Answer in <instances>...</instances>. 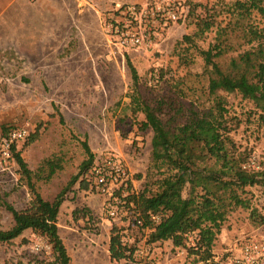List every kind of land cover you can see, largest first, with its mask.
I'll return each mask as SVG.
<instances>
[{"label": "rangeland", "instance_id": "1", "mask_svg": "<svg viewBox=\"0 0 264 264\" xmlns=\"http://www.w3.org/2000/svg\"><path fill=\"white\" fill-rule=\"evenodd\" d=\"M233 1L181 0L180 10H186V17L171 22L167 21L168 4L161 0H0L1 16L11 20L12 33L4 28L5 34H11V45L18 51L17 66L3 69L9 74L0 81V136L2 126L30 128L31 136L17 148L45 199L53 200L79 172L88 158L85 141L95 158L108 153L120 156L129 172L124 186L132 191L144 189L153 131L141 130L138 122L144 115L136 116L131 110L133 79L128 58L138 70L144 95L162 94L167 88L164 81L173 79L196 86L195 93L207 100L200 50L208 48L215 33L202 31L197 23L200 17L218 13L216 24L224 26L227 4ZM253 16L260 21L258 14ZM131 33H138L142 43L132 45ZM125 37L128 45L122 44ZM220 94L233 116V138L262 162L264 123L253 103L236 91ZM52 164L51 178L35 175H47ZM139 174L143 177L138 178ZM117 192L110 198L80 179L67 190L58 226L71 264H90V257L96 260L93 264H128L109 260L106 250L112 226L127 227L130 220ZM245 196L264 213L260 186L247 187ZM30 199L19 165L14 159L1 160L0 228L13 223L4 202L20 210ZM253 228L249 209H233L214 251L222 252L229 238ZM222 229L225 238L219 237ZM124 234L125 240H138L135 264H199L195 254L180 255L168 246L148 244L146 235L134 229L126 228ZM28 263L58 264L45 237L27 229L9 242H0V264Z\"/></svg>", "mask_w": 264, "mask_h": 264}, {"label": "trees", "instance_id": "2", "mask_svg": "<svg viewBox=\"0 0 264 264\" xmlns=\"http://www.w3.org/2000/svg\"><path fill=\"white\" fill-rule=\"evenodd\" d=\"M226 8L229 15L224 26L216 24L218 13L200 17L197 23L202 31L215 33L208 48L200 50L207 100L195 93L196 86L173 79L164 81L167 88L162 94L144 95L138 70L128 58L133 79L131 110L136 116L144 115L138 122L141 130L152 129V152L144 189L132 191L123 185L116 194L130 220L127 227L114 224L111 228L109 251L114 261L136 262L138 240H125L126 228L146 235L148 244L171 240L175 247H185L188 253L198 256V261H206L212 257L217 236L233 209H249L254 226L264 224V214L245 196L249 186H260L264 191V160L259 170L243 167L251 153L233 138V116L220 94L240 93L253 103L264 123V0H235ZM255 13L260 21L253 16ZM12 128L2 126L0 140ZM84 146L88 158L53 200L41 195L33 182L34 172L18 145L13 146V159L26 177L31 199L20 210L4 202L13 223L7 229L0 228V242H9L32 229L52 245L58 264H71L59 233L58 216L73 184L80 179L90 186L84 174L94 164L95 155L87 141ZM52 166L47 175H35L51 178L55 172ZM93 189L97 190L95 186ZM155 215L160 216L158 222Z\"/></svg>", "mask_w": 264, "mask_h": 264}, {"label": "built area", "instance_id": "3", "mask_svg": "<svg viewBox=\"0 0 264 264\" xmlns=\"http://www.w3.org/2000/svg\"><path fill=\"white\" fill-rule=\"evenodd\" d=\"M167 2V21L177 22L186 17V10L180 6L181 0H161ZM124 34V32L122 31ZM128 34V32H127ZM130 42L137 46L142 43V37L138 33H131ZM128 38L122 40L123 45H128ZM31 134L28 126H17L10 129L0 140V164L1 160L7 162L13 159V146L27 139ZM248 170H259L261 162L256 154L249 157L244 164ZM90 182V188L97 189V192L110 198L118 191L129 178V172L123 164L120 156L115 153H108L104 157L95 158L92 167L84 174ZM115 210L110 213L115 215ZM264 214V213H263ZM154 220H160L159 215L153 216ZM140 222V221H139ZM143 253V251H139ZM187 248L179 247V254H185ZM199 264H264V224L254 226L251 231H242L234 236L227 243V246L220 253L213 250V255L206 261H199Z\"/></svg>", "mask_w": 264, "mask_h": 264}, {"label": "crops", "instance_id": "4", "mask_svg": "<svg viewBox=\"0 0 264 264\" xmlns=\"http://www.w3.org/2000/svg\"><path fill=\"white\" fill-rule=\"evenodd\" d=\"M14 1L15 0H6V2H9V3L14 2ZM15 7L16 6H11L10 9H13ZM10 22H11V20H7L6 18H3V16H1V13H0V81L4 78V76H8V74H9V71L5 70V72H4L3 69H5L7 67L17 66V62H15V60L17 61V56H15L18 54L17 48H13V45H11V44H13V42H11V40H10L11 34L10 35L5 34V30H4V28H6L8 31L10 30L9 25H8V23H10ZM10 33H12V32H10ZM13 56H15V57H13ZM2 75H3V77H2ZM222 230H223L222 231L223 233L219 237L225 238L224 231H226V230H224V229H222ZM230 239L231 238L228 239L227 243L230 241ZM109 241L110 240H108V242L106 244V247H107L106 250H107V253L110 255ZM223 241H225V240H223ZM216 242H217V240L215 241V245H216ZM158 243L162 246H166V247L168 246L171 249H175L177 254H179V247H175L171 240H167L164 242H158ZM92 255H94V254H92ZM108 257H109L108 259L112 261L111 257L110 256H108ZM162 257H163V255H162ZM89 261H90V264H93V262L96 260L93 257H90ZM124 261H126V263H128V264H131V263L135 264L134 262H131L128 260H124Z\"/></svg>", "mask_w": 264, "mask_h": 264}]
</instances>
